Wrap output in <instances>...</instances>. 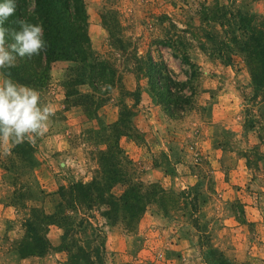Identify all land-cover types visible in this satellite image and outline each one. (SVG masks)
<instances>
[{
  "label": "rangeland",
  "instance_id": "1",
  "mask_svg": "<svg viewBox=\"0 0 264 264\" xmlns=\"http://www.w3.org/2000/svg\"><path fill=\"white\" fill-rule=\"evenodd\" d=\"M85 3L93 50L117 66L127 91L140 89L128 119L132 135L121 140L134 178L166 189L177 203L168 209L151 203L132 226L122 219L111 226L103 216L106 207L95 209L86 219L107 236L99 252L101 240L88 229L63 241L64 229L46 224L60 202V187L88 182L98 168L93 152L105 145L94 132L118 122L122 108L136 103L114 90L98 116L88 119L81 107L66 103L62 82L74 64L56 63L50 86L40 92L55 109L48 132L0 156V264H264V143L259 128L249 124L253 115L264 118V100H254L238 48L262 22L264 0ZM216 7L233 15L221 17ZM150 53L165 60L176 80L196 72V95L182 119L165 114L147 79L137 81L135 58ZM125 189L119 184L114 194ZM235 207L244 209L245 224L237 221ZM28 221L52 246L42 257L25 249Z\"/></svg>",
  "mask_w": 264,
  "mask_h": 264
},
{
  "label": "trees",
  "instance_id": "2",
  "mask_svg": "<svg viewBox=\"0 0 264 264\" xmlns=\"http://www.w3.org/2000/svg\"><path fill=\"white\" fill-rule=\"evenodd\" d=\"M3 2L4 0H0V3ZM16 3V12L6 21L5 26L16 27L14 21L17 18L42 24L48 47L45 52L32 59L17 57L15 67L2 70L4 75L10 72L14 82L43 92L50 86L51 71L56 62L73 63L74 66L68 70L62 82L66 103L70 107H81L88 119L98 116V109L109 100L114 90L131 96L136 102L131 110L122 108L118 122L106 126L101 124L99 130L94 132L105 145V148L93 152L99 164L98 168L90 181H76L60 187L58 191L60 202L55 212L46 217L47 225H58L64 229L63 241L70 234H79L88 229L95 238L101 240V246L96 249V252H99L105 246L107 236L86 219V216L95 209L106 207L103 216L111 226H115L120 219L129 221L127 224L132 226L141 219L151 203L157 202L165 209L172 208V204L177 203L175 196H171L166 189L134 178L133 161L128 158L121 146L122 138L132 135L130 130L133 126L128 119L133 116L132 109L140 101V89L138 88L136 93L127 91L117 66L93 50L85 0H16ZM216 9L220 11L221 17L233 15L228 9L218 7ZM237 15L241 17V21L246 19L241 13ZM261 19L263 20L260 25L252 27L248 39L239 41L238 46L240 52L245 55L251 73L255 90L254 100L259 97L264 100V18ZM227 21L232 23L234 18L231 17ZM221 27L226 26L222 24ZM161 43L169 48L174 47L171 42ZM121 47L125 46L122 44ZM123 48L122 50H125ZM182 52L183 50L179 55H182ZM182 60L191 68L194 67L187 54H183ZM226 63L231 65L232 60L228 59ZM133 72L138 82L141 79L148 80V87L157 104L169 118L173 120L183 118L186 106L192 103L196 95V88L192 85L197 76L194 70L187 75L186 81L176 80L165 60L162 58L158 62L150 53L147 58H135ZM103 85L110 87L102 90ZM82 87L88 88L89 92H80ZM249 124L259 128L260 133L264 135V118L253 115ZM261 134L259 139L264 143ZM119 184H123L126 189L118 197L114 194V188ZM233 211L237 221L245 224L244 209L239 210L235 207ZM25 227L28 239L25 249H28L29 253L42 257L52 249L50 242L40 234L37 226L28 221Z\"/></svg>",
  "mask_w": 264,
  "mask_h": 264
},
{
  "label": "clouds",
  "instance_id": "3",
  "mask_svg": "<svg viewBox=\"0 0 264 264\" xmlns=\"http://www.w3.org/2000/svg\"><path fill=\"white\" fill-rule=\"evenodd\" d=\"M16 8V0L0 3V70L15 67L17 57L32 59L48 47L42 24L17 18L16 27L5 26ZM101 87L103 90L110 85ZM53 116L54 105L42 101L39 90L14 82L10 72L7 75L0 72V156H10L12 147L44 137Z\"/></svg>",
  "mask_w": 264,
  "mask_h": 264
},
{
  "label": "crops",
  "instance_id": "4",
  "mask_svg": "<svg viewBox=\"0 0 264 264\" xmlns=\"http://www.w3.org/2000/svg\"><path fill=\"white\" fill-rule=\"evenodd\" d=\"M56 63H62V62H56ZM56 63H55V64H56ZM63 63H71V62H63Z\"/></svg>",
  "mask_w": 264,
  "mask_h": 264
}]
</instances>
